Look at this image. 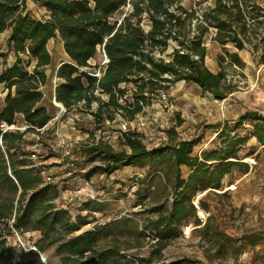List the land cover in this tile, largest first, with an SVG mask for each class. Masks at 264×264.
<instances>
[{
    "label": "trees",
    "instance_id": "16d2710c",
    "mask_svg": "<svg viewBox=\"0 0 264 264\" xmlns=\"http://www.w3.org/2000/svg\"><path fill=\"white\" fill-rule=\"evenodd\" d=\"M32 1L46 10L48 19L32 17L27 0H0V39L9 33L6 51L0 54V86L6 92L0 100V124L16 125L21 115L28 127L5 134L0 131V264H33V251L24 254L8 245L14 231L37 233L35 248L40 253L53 251L59 264H202L189 258L164 262L163 252L184 224L201 226L195 198L219 195L216 192L224 177L235 168L244 175L249 172L240 152L253 138L264 146V116L246 112L233 126L216 125L215 147L200 155H194L200 139L178 138L176 129L184 123L179 114L167 132L166 146L148 150L136 130L122 134L118 150L102 142L86 146L87 159L101 162L89 173L100 171L110 176L125 167L147 168L146 177L159 173L160 183L171 187L172 201L166 211L163 203L149 209L157 217L145 218L141 225L134 219H112L83 232L91 225L90 213L102 212L103 206L88 199L81 203V212L88 214L75 217L59 207L58 184H45L40 172L29 167L24 136L37 133L36 128H43L55 116L43 105L41 90L48 81L44 69L52 65L47 49L50 40L59 38L69 58L55 73L62 82L55 88L54 98L66 110L64 118L80 109L91 113L98 128L114 121L118 113L134 122L159 91H168L179 82L197 85L216 100L226 98L234 88L226 83L224 65L242 66L239 52L243 50L249 51L256 66H264V0H214V6L200 16L183 7L180 0ZM128 6L122 17H116ZM210 30L214 31L213 42L236 50H224L218 57L217 73L205 65L208 51L204 43ZM101 46L108 63L97 79L82 69L92 67L90 61ZM171 47L169 61L157 57ZM11 55L13 62L9 61ZM94 103L97 106L92 110ZM246 121L253 123L252 131L242 137L236 131ZM203 198L200 207L209 211ZM200 229L205 236L211 230L209 224ZM213 237L227 247L231 244L230 237L220 230ZM145 247L147 254L143 255Z\"/></svg>",
    "mask_w": 264,
    "mask_h": 264
},
{
    "label": "rangeland",
    "instance_id": "374dc122",
    "mask_svg": "<svg viewBox=\"0 0 264 264\" xmlns=\"http://www.w3.org/2000/svg\"><path fill=\"white\" fill-rule=\"evenodd\" d=\"M180 2L187 10L194 11L200 16L212 7L214 0ZM258 2L262 3V0ZM27 8L37 20L43 21L49 17L46 10L32 0H27ZM128 9L129 6L116 17H122ZM145 28L147 29V26ZM209 32L210 40L205 42L208 51L205 65L210 71L217 73L220 67L218 57L226 51L232 53L236 50L232 45H227L223 49L212 41L214 31ZM6 38L7 33H4L0 39V54L6 51ZM47 49L52 56V65L44 69L48 81L42 90L43 104L55 115L52 103V88L57 80L55 73L58 65L69 61V58L65 55L59 38L52 39ZM171 53L172 47L163 54H157V57L169 61ZM239 55L243 62L242 66L224 65L226 83L234 88L226 98L216 100L211 94L203 93L197 85L179 82L168 91H164L166 95L164 100L159 94L151 106L129 125L130 130H136L143 136L142 141L148 150L163 147L169 142L167 132L175 126L179 114L184 123L176 129L178 138L200 139L194 146V155H200L202 151L215 147L212 141L218 131L214 128L216 125L233 126L246 112L264 116V66H256L247 49L239 52ZM9 61H14L13 55L9 57ZM100 62L101 55L97 52L90 64L98 66ZM0 65L3 66L1 57ZM33 66L34 61L31 62L29 70H32ZM121 87L131 88L130 85ZM71 115L74 122L65 119L59 122L52 121L39 135L27 133L24 136V146L26 150H34L39 161L50 169L54 182L59 184L62 191L56 203L59 207L67 209L72 217L88 214L86 211L81 212V204L69 202L68 192L76 188L83 189L81 195L84 201L94 199L103 206L102 212L90 213L88 220L91 225L83 228L81 232L91 229L94 224H104L112 219H134L141 225L145 218L157 217L155 213L148 211L156 204L163 203L165 211L169 208L172 189L160 183L159 173H152L146 177L148 169L138 167H125L110 176L100 171L89 173L91 168L100 165L101 162H91L87 159L84 154L86 146L102 142L118 150L119 141L113 138L111 133L117 131L121 121L126 120L118 118L114 124L105 123L102 130H99L90 112L76 109ZM252 124L246 121L236 132L245 137L252 131ZM17 125L24 131L25 125L22 120L18 119ZM59 140L77 143L74 151L77 166L70 174L59 148ZM240 158L241 162L249 164V172L244 175L240 168H235L231 174L224 177L221 190L216 192L219 195L210 193L207 197L203 194L195 198L194 203L198 201L199 204V200L204 197L203 201L209 211L195 205L201 226L196 227L192 222L184 224L177 238L163 252L162 261L189 258L202 264H264V146H260L253 138L240 152ZM82 170L88 173H82ZM183 171L186 173V169ZM208 224L211 230L205 236L200 228ZM216 230L230 237V246L227 247L213 237ZM38 238L37 233L16 235L13 232L12 237H8V245L24 254L29 252L25 253L23 247L31 249L30 252L34 250L30 257L33 264H39L41 257H45L46 264H59V258L53 251L40 253L35 248L34 243ZM147 249L148 247L143 248V255L147 254Z\"/></svg>",
    "mask_w": 264,
    "mask_h": 264
},
{
    "label": "built area",
    "instance_id": "2783aa9c",
    "mask_svg": "<svg viewBox=\"0 0 264 264\" xmlns=\"http://www.w3.org/2000/svg\"><path fill=\"white\" fill-rule=\"evenodd\" d=\"M97 51L101 55V62H100V64L98 66H93V65L90 64L92 66L91 68H83L82 71H84V72L92 75L93 77H95L97 79H100L101 76L103 75V72L105 71L106 65L108 63V59L106 57L105 51L103 49V46L98 47ZM158 93L161 94V98L164 100V98L166 97L165 93L163 91H159ZM4 95H5V93L4 94H0V100H2L4 98ZM102 98L103 99H106V97H102ZM120 102H122V100H120ZM52 103H53L54 107L57 109V112H56L55 116L43 128H41V129H37L36 128V132L37 133H33V134L39 135L40 133L44 132L48 128L49 124L52 121L59 122V121L65 119L68 122L69 121L70 122L71 121L74 122V117H71V116H73V115H71L72 112L67 117L64 118V115L66 113V110L64 109V107L61 104L57 103L56 100H55V98H53ZM79 106L81 107L82 106V103ZM96 106H97L96 103H94L92 105V110H94L96 108ZM75 110L76 109H74L73 112ZM118 118H123V117L118 113V114H116V118H115L114 121H112V122L107 121L105 123H111V124L113 123L114 124ZM105 123H103L99 127V130L101 128H103V126H104ZM131 124H133V122L121 121L118 124L117 131L111 133V136L113 138L118 139V141H119V139L121 138V136H122L123 133L128 132V131H131L130 130V127H129V125H131ZM27 128H28L27 126H24V128H23L24 131ZM0 131L2 132V134H5V133H10V132L22 131V130H21V128H18V125L17 124L16 125H10L9 126L7 124L1 123L0 124ZM0 147H2V137H0ZM33 147H35V146H33ZM59 148H60V150H61V152L63 154V157L66 160V166H67L68 171H69L68 174H70V172L71 171H74V169L77 166V162H76L77 159H76L75 154H74V151L77 148V143L76 142H72V141H67V140H59ZM26 151L30 153L31 165L29 167L35 168V169H37L40 172L41 177H42L44 183L45 184H57V183L54 182V177L50 173V169L47 166H45L41 161H39L36 152L34 150H31V149L26 150ZM81 172L82 173H85V174L87 173L86 170H82ZM58 187H59V192H60V197H61L62 191H61V187L59 186V184H58ZM82 191H83L82 188H76L73 191H69L68 192L69 195H70L69 202L81 204L84 201L82 199L83 196L81 195ZM14 233L16 235H18L17 232L14 231ZM22 249L24 250L25 253H28V252L31 251V249L27 250L25 247H23Z\"/></svg>",
    "mask_w": 264,
    "mask_h": 264
},
{
    "label": "crops",
    "instance_id": "0c3cea01",
    "mask_svg": "<svg viewBox=\"0 0 264 264\" xmlns=\"http://www.w3.org/2000/svg\"><path fill=\"white\" fill-rule=\"evenodd\" d=\"M214 6V3L212 4V7ZM211 7V8H212ZM8 36H9V33H7V38H8ZM6 38V39H7ZM210 38V37H209ZM208 37L205 39V42H208L210 39H209ZM51 41V40H50ZM49 41V42H50ZM48 42V43H49ZM211 42V41H210ZM63 44V43H62ZM204 45H205V43H204ZM207 47V46H206ZM64 48V47H63ZM65 55H66V53H65ZM67 56V55H66ZM68 57V56H67ZM34 64H35V62H34ZM60 65H58V67H59ZM58 67H57V69H58ZM1 70H2V65H0V72H1ZM62 82V80H60V79H58L57 78V80H56V82H55V84H54V86H53V88H52V99L55 97V88L57 87V85L59 84V83H61ZM194 85V84H193ZM46 86V85H45ZM45 86H43L42 87V89L41 90H43V88H45ZM5 93V95H6V92H5V89H4V87L3 86H1L0 87V94H4ZM43 93V92H42ZM5 95H4V97H5ZM43 100H44V93H43ZM44 105V104H43ZM49 110V109H48ZM49 112L51 113V111L49 110ZM17 118L18 119H20V120H22V122H23V118H22V116L21 115H18L17 116Z\"/></svg>",
    "mask_w": 264,
    "mask_h": 264
},
{
    "label": "bare ground",
    "instance_id": "6f19581e",
    "mask_svg": "<svg viewBox=\"0 0 264 264\" xmlns=\"http://www.w3.org/2000/svg\"><path fill=\"white\" fill-rule=\"evenodd\" d=\"M195 205H196L198 208H199V206H200V205L198 204V201H195ZM202 213H203V212H202ZM186 230H187V232H188V231H189V228L187 227ZM42 261H43V258L40 259V262H42Z\"/></svg>",
    "mask_w": 264,
    "mask_h": 264
},
{
    "label": "water",
    "instance_id": "95a60500",
    "mask_svg": "<svg viewBox=\"0 0 264 264\" xmlns=\"http://www.w3.org/2000/svg\"><path fill=\"white\" fill-rule=\"evenodd\" d=\"M32 251H34V250H32ZM41 258H43V261H42V262L39 261V264H46V259H45V257H41Z\"/></svg>",
    "mask_w": 264,
    "mask_h": 264
}]
</instances>
